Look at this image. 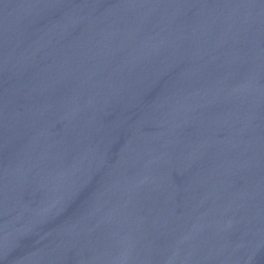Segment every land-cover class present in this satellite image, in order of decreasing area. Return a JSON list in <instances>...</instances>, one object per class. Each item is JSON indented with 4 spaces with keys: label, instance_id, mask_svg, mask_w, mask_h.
Masks as SVG:
<instances>
[{
    "label": "water",
    "instance_id": "obj_1",
    "mask_svg": "<svg viewBox=\"0 0 264 264\" xmlns=\"http://www.w3.org/2000/svg\"><path fill=\"white\" fill-rule=\"evenodd\" d=\"M0 264H264V0H0Z\"/></svg>",
    "mask_w": 264,
    "mask_h": 264
}]
</instances>
